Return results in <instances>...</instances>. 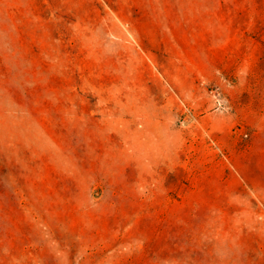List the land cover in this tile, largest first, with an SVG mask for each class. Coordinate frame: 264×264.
<instances>
[{
    "label": "rangeland",
    "instance_id": "1",
    "mask_svg": "<svg viewBox=\"0 0 264 264\" xmlns=\"http://www.w3.org/2000/svg\"><path fill=\"white\" fill-rule=\"evenodd\" d=\"M0 264H264V0H0Z\"/></svg>",
    "mask_w": 264,
    "mask_h": 264
}]
</instances>
